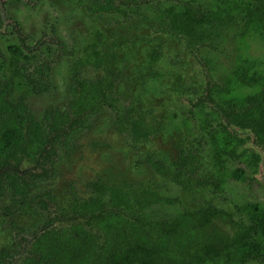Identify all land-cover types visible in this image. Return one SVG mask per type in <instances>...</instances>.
I'll return each instance as SVG.
<instances>
[{
  "label": "flooded vegetation",
  "instance_id": "1",
  "mask_svg": "<svg viewBox=\"0 0 264 264\" xmlns=\"http://www.w3.org/2000/svg\"><path fill=\"white\" fill-rule=\"evenodd\" d=\"M263 48L264 0H0V264H264Z\"/></svg>",
  "mask_w": 264,
  "mask_h": 264
},
{
  "label": "rangeland",
  "instance_id": "2",
  "mask_svg": "<svg viewBox=\"0 0 264 264\" xmlns=\"http://www.w3.org/2000/svg\"><path fill=\"white\" fill-rule=\"evenodd\" d=\"M225 31L227 33V36L229 37V40H233V39L237 38V35H236L237 31H236L235 28L227 25V27L225 28ZM248 37L250 39L253 38V41L255 43V47H257L258 45L261 44V41L259 40V37L260 36H256V40H254V35H252V34L249 33V36ZM224 54H225V56H227V52L226 51H224ZM262 55L264 57V48H263V54ZM263 63H264V61H263ZM228 64H229V67H231L233 65L232 64V61H228Z\"/></svg>",
  "mask_w": 264,
  "mask_h": 264
}]
</instances>
